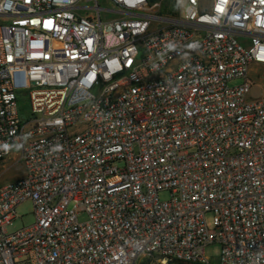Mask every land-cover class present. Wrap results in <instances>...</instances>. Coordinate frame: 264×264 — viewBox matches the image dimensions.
<instances>
[{"label": "built area", "instance_id": "2783aa9c", "mask_svg": "<svg viewBox=\"0 0 264 264\" xmlns=\"http://www.w3.org/2000/svg\"><path fill=\"white\" fill-rule=\"evenodd\" d=\"M106 1L0 0V264H264V0Z\"/></svg>", "mask_w": 264, "mask_h": 264}, {"label": "rangeland", "instance_id": "374dc122", "mask_svg": "<svg viewBox=\"0 0 264 264\" xmlns=\"http://www.w3.org/2000/svg\"><path fill=\"white\" fill-rule=\"evenodd\" d=\"M101 4L107 5L106 0H99ZM163 7H166L167 10H173L178 8V0H160V9L162 10ZM110 17H114V15H109ZM264 71V69H263ZM251 76L257 80V87H259L264 94V79L258 78L257 75L251 74ZM242 80H235L230 83V85H236L241 83ZM18 107L19 112L22 117H27L30 114V104L27 97L20 93L18 95ZM15 155L6 159L3 162H0V185L13 181L24 174V166L22 162L18 159V156L14 152ZM161 200H169L171 198L169 192H161L159 195ZM17 218L12 221V223L8 226V232L17 231L23 227H27L34 223L35 216L33 213V204L30 201H26L23 204L19 205L16 209ZM85 216L82 215L80 219H84ZM208 218V222H210V217ZM220 247L218 244L211 245L206 250V255L210 257H216ZM143 264H165L161 259L157 257H151L148 259H144Z\"/></svg>", "mask_w": 264, "mask_h": 264}, {"label": "trees", "instance_id": "16d2710c", "mask_svg": "<svg viewBox=\"0 0 264 264\" xmlns=\"http://www.w3.org/2000/svg\"><path fill=\"white\" fill-rule=\"evenodd\" d=\"M158 1H160V0H148V2L150 4H154V3L158 2ZM162 11H167V8L163 7ZM167 264H201V263H185V262L179 261V260H172V261H169ZM211 264H215V263H211Z\"/></svg>", "mask_w": 264, "mask_h": 264}]
</instances>
